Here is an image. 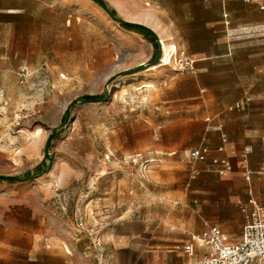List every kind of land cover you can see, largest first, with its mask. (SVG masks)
Masks as SVG:
<instances>
[{
  "label": "rangeland",
  "instance_id": "374dc122",
  "mask_svg": "<svg viewBox=\"0 0 264 264\" xmlns=\"http://www.w3.org/2000/svg\"><path fill=\"white\" fill-rule=\"evenodd\" d=\"M102 1L116 19L151 29L161 57L151 35L121 27L92 0H0V177L19 179L0 181V264H30L35 243L72 264H93L77 217L102 237L118 216L157 212L166 192L176 206L189 194L194 178L184 155L171 182L145 189L127 179L123 157L165 151V131L176 120L171 101L189 96L196 81V70L177 65L180 53L190 56L160 21L159 0ZM162 41L175 52L153 69L164 59ZM105 92L104 101L73 105L63 125L70 103ZM185 134L189 142L190 128Z\"/></svg>",
  "mask_w": 264,
  "mask_h": 264
},
{
  "label": "crops",
  "instance_id": "0c3cea01",
  "mask_svg": "<svg viewBox=\"0 0 264 264\" xmlns=\"http://www.w3.org/2000/svg\"><path fill=\"white\" fill-rule=\"evenodd\" d=\"M159 1L160 21L164 18L173 27L176 48L195 62L197 77L189 96L171 101L176 120L165 131V151H148L154 161L144 177L127 179L141 189L149 183L168 184L177 176L183 155L197 175L187 185V199L177 201L180 205L175 204L176 195L166 192L157 212L145 209L141 218L127 212L109 223L101 237L109 264L194 262L206 248L195 246L192 256L175 250L189 243V234H199L209 225L237 243L244 223L241 209L249 207L248 188L253 201L264 207V11L243 0ZM188 128L189 142L182 140ZM177 135L179 139L172 138ZM202 147L209 150L207 159L191 161L189 151ZM178 149L183 154L177 157ZM214 159L227 160L231 170L220 175ZM160 162L165 169L157 174L153 168ZM150 198L149 204H154ZM32 248L38 257L27 258L30 264H43L41 256H46V264H72L62 253L42 251L40 243Z\"/></svg>",
  "mask_w": 264,
  "mask_h": 264
},
{
  "label": "built area",
  "instance_id": "2783aa9c",
  "mask_svg": "<svg viewBox=\"0 0 264 264\" xmlns=\"http://www.w3.org/2000/svg\"><path fill=\"white\" fill-rule=\"evenodd\" d=\"M246 3L258 5L259 9L264 11V0H243ZM181 71L193 73L195 62L185 53H180V60L177 63ZM21 75V74H20ZM236 108H240L237 104ZM225 141V136L223 137ZM222 149L220 148L219 151ZM209 150L205 147L190 150L188 156L191 161H205ZM154 161L150 153H139L135 156L124 159V164L131 167L127 171L129 179L140 180L147 172L149 164ZM214 165H218L220 175L231 170L230 163L225 159H214ZM194 171L192 176L195 177ZM249 173H246L245 179L249 181ZM130 194L132 192L130 191ZM250 197L249 207H242L241 212L244 217V223L241 230L240 239L237 243H230L227 235L221 229L214 226L205 225L204 230L199 234H189V243L175 247V250L187 255L194 254L195 246L207 249L200 259L188 264H264V207L259 206L251 198L252 190L247 189ZM76 229L79 234L85 235L90 243L92 259L95 264H109L105 254V248L101 236L94 227L88 226L83 217H77Z\"/></svg>",
  "mask_w": 264,
  "mask_h": 264
},
{
  "label": "water",
  "instance_id": "95a60500",
  "mask_svg": "<svg viewBox=\"0 0 264 264\" xmlns=\"http://www.w3.org/2000/svg\"><path fill=\"white\" fill-rule=\"evenodd\" d=\"M99 1H100V5H101V8L103 9V11L108 15V17H110V19H112L113 21L117 22L118 24H121V25H124V24L137 25V26H141V27H143V28H145V29H147V30H149V31L152 32L151 29H149L148 27H146V26H144V25H141V24H138V23H131V22H127V21H124V20H120V19H116V18H114V17L111 15V13L109 12V10L106 8V6L104 5L103 1H102V0H99ZM159 44H160V48H162L160 42H159ZM161 50H162V49L159 50V58L161 57ZM148 67H149V66H148ZM143 68H146V67H141L140 69H138V70H136V71H131V72H128V73H126V74H128V75H129V74H135V73H137V72L143 70ZM115 77H116V76H115ZM115 77H112L111 80H113ZM106 98H107V92H105V97H104V99L101 100V101L106 100ZM101 101H100V102H101ZM97 102H98V101H82V100H75V101H73L72 103H70L69 106H68V108H67V113H66V117H65V119H64V123H63V125H66V124H67V122H68V120H69V117H70V110H71V107H72L73 105H76V104H84V103H97ZM51 161H52V158H51ZM49 170H50V168H47V169H46L43 173H41L40 175H42V174L48 172ZM35 178H36V176H35V177H31V178H29L28 180H30V179H35Z\"/></svg>",
  "mask_w": 264,
  "mask_h": 264
},
{
  "label": "trees",
  "instance_id": "16d2710c",
  "mask_svg": "<svg viewBox=\"0 0 264 264\" xmlns=\"http://www.w3.org/2000/svg\"><path fill=\"white\" fill-rule=\"evenodd\" d=\"M92 1H94L95 3L100 5V1L99 0H92ZM104 5L106 6L105 3H104ZM106 8L108 9L107 6H106ZM108 10L111 13V15L115 18V15H116L115 12L110 10V9H108ZM121 27H123L125 29H130V30L139 29V30H141V31H143L145 33V34L143 33V35H145V36L146 35H151V37H153V38H152L151 42H149V43L152 44L156 48L157 51H159V45L157 44V42L155 40V37H154V34L151 31H149V30H147V29H145V28H143L141 26L131 25V24H124V25H121ZM104 97L105 96H103V97L102 96H86L83 99L85 101H98V102H100L101 100L104 99ZM0 181L14 183L16 181H19V179L13 178V177H0Z\"/></svg>",
  "mask_w": 264,
  "mask_h": 264
},
{
  "label": "bare ground",
  "instance_id": "6f19581e",
  "mask_svg": "<svg viewBox=\"0 0 264 264\" xmlns=\"http://www.w3.org/2000/svg\"><path fill=\"white\" fill-rule=\"evenodd\" d=\"M163 45V49H164V59L160 62L161 65L160 66H157V67H154L153 69H157L159 67H162V66H166L167 65V62L171 56V52L170 50L172 49V51L175 52V48L174 47H168L164 41L161 42V46ZM1 95V94H0Z\"/></svg>",
  "mask_w": 264,
  "mask_h": 264
}]
</instances>
